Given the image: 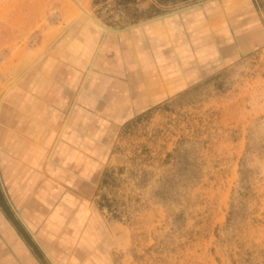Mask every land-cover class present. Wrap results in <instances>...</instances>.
Instances as JSON below:
<instances>
[{
  "label": "rangeland",
  "instance_id": "rangeland-1",
  "mask_svg": "<svg viewBox=\"0 0 264 264\" xmlns=\"http://www.w3.org/2000/svg\"><path fill=\"white\" fill-rule=\"evenodd\" d=\"M57 4L0 39V91L63 27ZM85 8L109 28L115 65H77V82L89 74L57 144L55 124L29 136L43 148L20 166L1 149L51 255L40 264H264V0Z\"/></svg>",
  "mask_w": 264,
  "mask_h": 264
},
{
  "label": "crops",
  "instance_id": "crops-1",
  "mask_svg": "<svg viewBox=\"0 0 264 264\" xmlns=\"http://www.w3.org/2000/svg\"><path fill=\"white\" fill-rule=\"evenodd\" d=\"M52 1L69 10L66 13L68 19L62 28L49 36L52 39L36 59L27 57L18 64L16 75L4 83L0 91V158L5 159L1 149L7 140L9 146L18 151L14 157L17 166L28 162L27 157L31 154L28 150L43 148L38 142L43 138L34 140L37 134L42 137V128L58 125L57 129L52 128L57 131L53 142L57 144L68 120L71 118L73 122L77 118L74 113L82 100L84 82L89 74L77 82V65H115L116 62L112 57L115 47L108 30L103 33L95 31L87 15L75 20L78 11L70 0H0V39L12 40L20 34L29 35L35 28L36 19L42 17L41 13ZM75 1L84 7L92 3V0ZM67 89L74 91L70 99H66L70 95L66 93ZM63 109L66 118L57 121L65 114ZM56 146H52V152ZM6 172L0 169V264H40L43 258L51 261L45 243L33 231L29 212L21 210L24 199L14 193L13 185L9 184L15 179L4 174ZM43 198L42 195L40 201L45 202Z\"/></svg>",
  "mask_w": 264,
  "mask_h": 264
},
{
  "label": "bare ground",
  "instance_id": "bare-ground-1",
  "mask_svg": "<svg viewBox=\"0 0 264 264\" xmlns=\"http://www.w3.org/2000/svg\"><path fill=\"white\" fill-rule=\"evenodd\" d=\"M72 2V5H74V7L76 6L79 9L78 15L76 16L77 18L75 20H77L79 18V16L82 15H87V17L91 18L93 21H95L100 27H102L104 30H109V28L102 24L99 20H97L94 16H92V14H90V12L81 4H79L78 2H76L75 0H70ZM66 13V12H65ZM56 43V42H55ZM44 54V53H43ZM13 82V81H11ZM11 84V83H10ZM2 100V99H1ZM1 105V104H0Z\"/></svg>",
  "mask_w": 264,
  "mask_h": 264
},
{
  "label": "water",
  "instance_id": "water-1",
  "mask_svg": "<svg viewBox=\"0 0 264 264\" xmlns=\"http://www.w3.org/2000/svg\"><path fill=\"white\" fill-rule=\"evenodd\" d=\"M183 9H185V7H184V8L177 9V10L172 11V12H170V13H174V12H177V11H181V10H183ZM170 13H167V14H164V15H160V16H158V17H156V18L164 17V16H166V15H168V14H170ZM151 20H152V19H151ZM141 23H144V22H140L139 24H141Z\"/></svg>",
  "mask_w": 264,
  "mask_h": 264
}]
</instances>
